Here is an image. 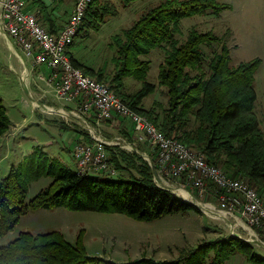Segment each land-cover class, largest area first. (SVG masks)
Masks as SVG:
<instances>
[{
	"label": "trees",
	"instance_id": "1",
	"mask_svg": "<svg viewBox=\"0 0 264 264\" xmlns=\"http://www.w3.org/2000/svg\"><path fill=\"white\" fill-rule=\"evenodd\" d=\"M122 1L127 5L134 0ZM33 2L39 4L40 14L46 11L43 0ZM227 7L217 0H158L129 27L112 36L110 45L115 49L111 57L112 75H105L72 56L71 59L85 73L109 84L117 96L146 115L164 133L200 150L209 163L246 179L264 198V130L254 112L253 83L261 59L255 57L233 64L226 40L231 33L229 29L219 35L193 26L184 37H178L184 18L209 12L220 15ZM116 14L109 1L91 0L77 36L88 29L99 30L106 16ZM215 44L218 49H214ZM204 46L211 50L210 54ZM160 47L165 49V56L159 65L158 82L167 89L168 106L159 119L157 111L147 109L142 101L156 88L147 78L150 60L143 57ZM127 77L141 81V88L135 93L126 92ZM9 128L7 108L0 97V136ZM107 150L109 162L118 172L116 178L107 173L80 174L39 148L7 176H0V238L14 228L22 215L35 208L63 206L70 210L120 212L142 220L187 209L200 211L193 202L159 186L152 166L139 152L117 146H107ZM41 176H51L52 181L27 200L29 183ZM237 253L254 264H264V257L254 252L251 242L236 235L209 241L197 250L181 254L177 260L143 257L123 264H204L209 254H212L210 264H220ZM0 264L116 263L89 256L81 231L77 241L71 243L62 232L50 230L22 231L8 243L0 244Z\"/></svg>",
	"mask_w": 264,
	"mask_h": 264
},
{
	"label": "rangeland",
	"instance_id": "2",
	"mask_svg": "<svg viewBox=\"0 0 264 264\" xmlns=\"http://www.w3.org/2000/svg\"><path fill=\"white\" fill-rule=\"evenodd\" d=\"M65 1L73 3V7L76 2V0ZM103 1L113 4L117 14L106 16L99 30L82 31L76 36L73 46L77 55L88 65L102 71L105 75H112L111 57L115 53L114 47L110 45L112 36L129 27L144 9L158 0H134L127 5H124L122 0ZM217 1L228 7L223 9L220 15L209 12L184 18L181 21L182 34L178 37H184L193 26L203 31L213 30L219 35H223L229 29L231 33L226 40L230 47L233 64L255 57L261 59L253 82L256 91L254 112L264 130V0ZM43 2L52 9L58 6L61 0H43ZM33 4L36 6L31 0H27L26 6L31 10L34 7ZM36 8L39 9V7ZM218 48L219 45L215 44L214 49ZM204 49L208 54L211 53L207 46H204ZM164 56L165 49L160 47L143 57L150 60L147 78L155 84L156 88L143 99L142 105L147 109L154 108L159 119L162 118L164 109L168 106L167 89L158 82L159 65ZM30 69L29 74L26 73V75L10 69L7 56L0 48V97L7 108L10 121L9 130L0 136V176H7L11 169L35 148L44 150L62 166L76 171V164L70 152L62 149L63 139H66L68 146L73 148L74 143L71 145V139H67L72 131L64 127L63 120L56 112L48 111L52 113L49 114L40 107L42 103H45L56 110L62 104V99H58L53 88L38 78L37 69L32 63ZM125 85L126 92L135 93L141 88V81L127 77ZM59 116L62 115L59 114ZM92 175L101 174L92 173ZM112 177H118V172ZM51 181V176H41L32 180L29 183L26 199L30 200ZM190 190L194 195L193 203L197 200H215L213 193L203 196L199 190ZM208 191L212 192L213 188L209 186ZM229 221L214 218L201 210L194 209L166 213L151 220H142L120 212L70 210L63 206L35 208L20 217L14 228L0 238V244L8 243L22 231L50 230L62 232L67 240L75 243L81 231L82 241L89 256L101 257L116 264L132 262L143 257H150L157 261H172L179 259L183 253L197 250L199 246L209 241L233 236L232 230L236 233L241 232L237 225L231 228ZM241 235L239 237L243 238V234ZM251 244L254 252L264 257V245L252 242ZM211 255L206 257L204 264H210ZM182 261L185 262L184 259ZM220 264L254 263L242 253H237Z\"/></svg>",
	"mask_w": 264,
	"mask_h": 264
},
{
	"label": "built area",
	"instance_id": "3",
	"mask_svg": "<svg viewBox=\"0 0 264 264\" xmlns=\"http://www.w3.org/2000/svg\"><path fill=\"white\" fill-rule=\"evenodd\" d=\"M90 2L76 0L64 26L50 31L38 20L35 11L27 9V0H0V31L13 40L23 58L32 60L38 78L53 88L58 99L78 100L66 111L59 107L55 110L45 103L40 105L45 112L53 111L66 120H76L81 131L87 134L86 140H77L72 148L76 171L80 174H116V168L109 162L107 146L139 152L152 166L155 182L187 201L194 200L190 189L199 190L204 196L209 186L212 187L214 201L197 200L194 204L209 216L225 221L231 219V228L243 226L249 232L243 236L245 240L264 245V240L256 233L257 228L264 225V198L254 186L244 178L229 174L221 166L209 163L200 150L164 133L146 115L117 96L109 84L73 64L70 48ZM93 115L97 120L112 119L115 115L129 118L134 124L136 139L129 140L122 135L106 137L91 121ZM139 142L150 146L155 160L139 150ZM175 180H180V184L173 187ZM232 233L240 236L233 230Z\"/></svg>",
	"mask_w": 264,
	"mask_h": 264
},
{
	"label": "crops",
	"instance_id": "4",
	"mask_svg": "<svg viewBox=\"0 0 264 264\" xmlns=\"http://www.w3.org/2000/svg\"><path fill=\"white\" fill-rule=\"evenodd\" d=\"M31 1L33 2V0ZM35 5L36 6H34V4L32 5L34 7L31 8V10L35 11L38 17V20L46 28H49L52 31H57L64 26L73 8V3L71 2L66 3L65 0L64 1L61 0V2L55 8L51 9L46 6V9H45L46 11H44L45 13L43 12V14H40L39 9L37 10L36 8L38 7V4L35 3ZM73 44L70 48L71 56L74 59L78 60L79 62L87 66H90L77 55L76 51L74 50ZM0 48L5 52L7 56V61H8V65L10 69L15 70L17 72H21L25 75L26 73L29 74L31 70L30 68H31L32 60L28 58H23L16 44L13 42V40H11L2 31H0ZM90 67H93V66H90ZM77 102L78 100H72V101L61 100V103H62L60 104L61 107L60 106L58 107L66 111V109L73 108ZM49 114H52V113H49ZM57 115L63 120L62 123L65 124V128L67 127L72 131V134H69L67 138L69 140L71 139L72 141L71 145L75 143L77 140L87 139V134L81 131L80 129L81 125L76 120H73L72 118L70 120H66L64 117L59 116V114ZM90 119L93 122V124L96 125L97 128L101 131V134L105 135L106 137L122 135V136L127 137L129 140L136 139L137 133L135 131L133 122L129 118L115 115L112 119L97 120L96 117L93 115V116H90ZM62 141H63V148H62L63 151L70 152V156L73 158L71 146H68L66 139H63ZM138 148L141 152L150 154V156H152V159L155 157V153L152 152L148 144L139 142ZM179 184H180V180L179 181L177 180L173 182V187H176ZM210 194H212V192L208 191L205 195H210ZM238 230L241 231V232H237L239 235L243 234V236H245L249 234V232L241 225H238ZM256 233L261 239L264 240V225L262 227H258L256 230Z\"/></svg>",
	"mask_w": 264,
	"mask_h": 264
}]
</instances>
